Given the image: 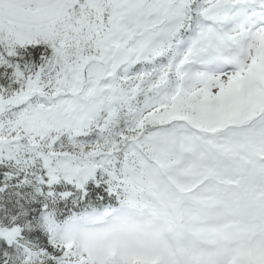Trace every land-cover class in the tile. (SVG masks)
<instances>
[{"label":"snow or ice","instance_id":"6c2138e0","mask_svg":"<svg viewBox=\"0 0 264 264\" xmlns=\"http://www.w3.org/2000/svg\"><path fill=\"white\" fill-rule=\"evenodd\" d=\"M0 264H264V0H0Z\"/></svg>","mask_w":264,"mask_h":264}]
</instances>
